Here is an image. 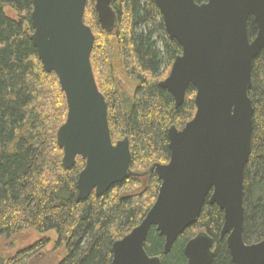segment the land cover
I'll use <instances>...</instances> for the list:
<instances>
[{
	"label": "trees",
	"instance_id": "16d2710c",
	"mask_svg": "<svg viewBox=\"0 0 264 264\" xmlns=\"http://www.w3.org/2000/svg\"><path fill=\"white\" fill-rule=\"evenodd\" d=\"M94 2L87 0L83 19L95 35L90 61L108 105L110 135L113 141L127 136L130 168L142 173L169 160L168 127L192 117L195 88L189 85L185 100L175 107L172 95L159 85L181 47L168 36L152 0H112L118 22L111 32L101 29ZM31 10L32 0H0V239L8 241L25 229L38 238L5 253L0 264H29L51 241L49 232H54V250L63 252L56 264H110L113 241L140 223L160 180L153 172L130 176L103 195L76 200V180L85 162L77 157L71 168L61 165L56 131L66 118V100L30 38ZM247 29L252 39V17ZM251 77V152L243 176L246 243L264 239V51L254 58ZM222 225L223 211L206 199L196 222L178 235L167 254H162L164 237L153 226L145 248L162 264H186L185 243L206 231L214 238L212 264H233L226 237H220Z\"/></svg>",
	"mask_w": 264,
	"mask_h": 264
},
{
	"label": "water",
	"instance_id": "95a60500",
	"mask_svg": "<svg viewBox=\"0 0 264 264\" xmlns=\"http://www.w3.org/2000/svg\"><path fill=\"white\" fill-rule=\"evenodd\" d=\"M165 31L181 47L167 77L159 82L180 106L189 85L195 112L181 129L167 131L170 157L142 173L130 169L127 137L112 141L108 105L99 90L90 56L95 35L84 22L87 0H32L30 38L43 69L64 92L67 113L56 131L61 165H85L76 180L77 201L103 195L130 176L155 173L157 196L144 217L113 241L110 264H162L145 248L153 226L167 254L178 235L194 224L206 199L223 211L220 237L233 264H264V239L243 240V176L251 152L253 106L249 96L254 58L264 51V0H152ZM112 0H95L102 30L116 28ZM252 17L256 35L250 39ZM186 264H212L214 238L197 232L183 247Z\"/></svg>",
	"mask_w": 264,
	"mask_h": 264
},
{
	"label": "rangeland",
	"instance_id": "374dc122",
	"mask_svg": "<svg viewBox=\"0 0 264 264\" xmlns=\"http://www.w3.org/2000/svg\"><path fill=\"white\" fill-rule=\"evenodd\" d=\"M120 78L122 79L121 75H120ZM120 83L122 85L125 84L124 82H121V81ZM160 163H164V162H160ZM48 235L50 236L51 241H49V243L46 244L45 248H43V250L40 253H38V255L36 254V256H34V258L30 261L29 264H56L57 261L63 255L62 251L59 252L56 249L54 250V240H55L54 232H49ZM36 238H38V235L32 229H25L15 234L8 241L5 240L4 238H1L0 239V257L2 256L4 257L5 253H12L17 248L33 242Z\"/></svg>",
	"mask_w": 264,
	"mask_h": 264
},
{
	"label": "flooded vegetation",
	"instance_id": "af4514ba",
	"mask_svg": "<svg viewBox=\"0 0 264 264\" xmlns=\"http://www.w3.org/2000/svg\"><path fill=\"white\" fill-rule=\"evenodd\" d=\"M180 53H181V52H180ZM174 59H175V58H174ZM172 63H173V62H172ZM172 63H171V65H172ZM171 65H170V68H171ZM170 68H169V71H170ZM169 71L167 72L166 76H165L164 78H162L161 80H163V79H165V78L167 77V75L169 74ZM161 80H160V81H161ZM160 81H159V82H160ZM187 88H188V87H187ZM165 90H166V89H165ZM169 93H170V92H169ZM185 96H186V94H185ZM194 97H195V95H194ZM173 100H174V99H173ZM184 100H185V98H184ZM194 104H195V103H194ZM174 105H175V104H174ZM194 112H195V110H194ZM193 114H194V113H193ZM192 116H193V115H192ZM191 118H192V117H191ZM191 118H189V119H191ZM189 119H188V120H189ZM188 120H186V121L184 122V124H185ZM184 124H183L182 126H179V127H178L177 125H175V124H174V125H175L178 129H181V128L184 126ZM171 125H172V124H171ZM125 137H127V136H125ZM125 137H124V138H125ZM122 139H123V138H122ZM118 140H121V139H118ZM118 140H115V141L112 140V141L115 143V142L118 141ZM155 163H156V162H155ZM159 163H160V162H159ZM164 163H166V162H164Z\"/></svg>",
	"mask_w": 264,
	"mask_h": 264
}]
</instances>
